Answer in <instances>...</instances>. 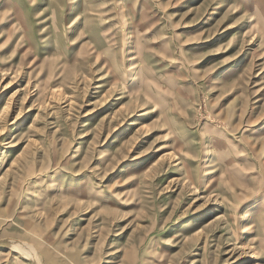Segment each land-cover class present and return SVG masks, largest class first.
<instances>
[{
  "label": "rangeland",
  "instance_id": "obj_1",
  "mask_svg": "<svg viewBox=\"0 0 264 264\" xmlns=\"http://www.w3.org/2000/svg\"><path fill=\"white\" fill-rule=\"evenodd\" d=\"M0 264H264V0H0Z\"/></svg>",
  "mask_w": 264,
  "mask_h": 264
},
{
  "label": "bare ground",
  "instance_id": "obj_2",
  "mask_svg": "<svg viewBox=\"0 0 264 264\" xmlns=\"http://www.w3.org/2000/svg\"><path fill=\"white\" fill-rule=\"evenodd\" d=\"M34 2L35 1H37V0H33ZM3 19H4V21H8L7 19H9V21H12L11 19H10V16H6L5 18H4V16L2 17ZM19 25V24H18ZM18 25H16V26H18ZM19 26H22V25H19ZM17 30V29H16ZM9 37V36H8ZM7 37V38H8ZM21 246V245H20ZM22 247H24V246H22ZM31 249V248H30Z\"/></svg>",
  "mask_w": 264,
  "mask_h": 264
}]
</instances>
